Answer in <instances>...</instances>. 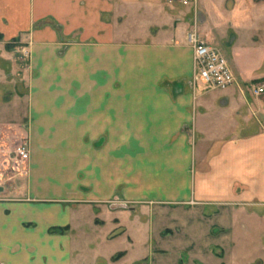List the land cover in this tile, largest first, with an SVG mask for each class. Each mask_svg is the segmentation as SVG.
<instances>
[{
	"label": "crops",
	"instance_id": "1",
	"mask_svg": "<svg viewBox=\"0 0 264 264\" xmlns=\"http://www.w3.org/2000/svg\"><path fill=\"white\" fill-rule=\"evenodd\" d=\"M249 2L13 0L14 17L29 20L0 26V46L21 35L30 57L18 93L0 50V125L24 128L29 169L0 186V263L180 264L188 251L189 264H234L238 231L244 239L256 218L262 242L249 264H264V93H254L264 70L248 65L263 68L257 16L248 28L259 59L232 47L250 6L264 4ZM45 17L60 27H34ZM190 31L226 54L231 85L198 82ZM191 223L203 229L183 237ZM116 238L146 252L126 263L131 248L100 251Z\"/></svg>",
	"mask_w": 264,
	"mask_h": 264
},
{
	"label": "rangeland",
	"instance_id": "2",
	"mask_svg": "<svg viewBox=\"0 0 264 264\" xmlns=\"http://www.w3.org/2000/svg\"><path fill=\"white\" fill-rule=\"evenodd\" d=\"M20 3V6L23 5V1L25 0H18ZM170 2L173 3H179L177 0H169ZM246 1H250V0H246ZM13 2V0H0V26L2 27H17L16 25H22L26 22H28L29 19H25V15L23 13H18L15 10V17H14V9L13 6L14 4H11ZM251 3V2H249ZM260 3V2H259ZM220 3L215 2V5L218 6L217 8H220L219 5ZM258 4V6H254L251 7L250 6V10L249 13L251 14L253 12L255 15H252L249 20L247 21L246 25H239L238 27H243V28H238L237 30H233V34L235 36V40L233 43L232 47H236V48H240V50L244 53L245 51H252V59H259L258 57V53H256V49L252 46H255L257 43H255L253 45L252 39L250 37L251 33H255L253 32V30H251V28L248 27H256L255 24L259 22L260 27H264V4ZM189 6V4L187 5H183L182 8L185 9ZM21 8V7H20ZM247 9H249V6L247 4ZM255 9V10H254ZM241 13V17L245 18V16H247L246 14V7L244 6V8L242 7L241 10L239 11ZM5 15L10 16L11 18L6 17ZM34 10L33 13L31 14L32 18L34 16ZM1 16L3 18V20H1ZM259 18V21L256 19L257 17ZM6 17V18H5ZM225 19V18H224ZM252 19V20H251ZM263 19V20H262ZM46 25H51L53 27H60V25H58L55 21L51 20L49 17H45L42 18L41 20L37 21L35 23L34 27H42V26H46ZM263 25V26H262ZM220 27H229L228 25L225 26H220ZM231 27H234L233 25ZM224 28H221V34L222 35H227L228 32L230 31L229 29L227 30V28L225 29V31L223 30ZM226 32V33H225ZM262 35V33H261ZM22 36L20 35V37H13V38H9L6 39V41L8 42H4L3 46H0V50H5L7 49L9 52V80L15 81V90L18 93H21V91H23L24 85L22 80L24 79V68L27 65V62L29 60L30 57V50L27 47V44H25V42H22L21 40L19 41V38H21ZM1 40V37H0ZM254 50V51H253ZM240 55L241 57H248L250 55V52H248L247 54ZM223 56H226V54H224ZM264 60V59H263ZM255 63V62H254ZM249 65V69H257L259 71L262 72V70H264V61H263V68H260V65H258L257 67L256 64H248ZM262 67V66H261ZM197 75V73H195ZM262 80L261 79H257L255 82L256 83H260ZM264 81V80H263ZM261 84V83H260ZM12 90V89H11ZM12 92V91H11ZM22 108V106H21ZM21 113V112H19ZM11 115L15 116L13 113H10ZM23 114V111H22ZM13 120L15 121H21V119H19V117H12ZM21 118V117H20ZM21 143H25L28 150H29V144H28V138L27 135L24 132V128H22V126L20 125H11V126H2L0 125V186H5L6 188H10L12 185H15L17 182V179L19 180V177H25L27 174V170L29 169V153H28V158L26 160L23 161H19L16 157L15 154V147L18 144ZM1 192V191H0ZM5 194V192L3 193ZM0 194V197H2ZM6 194H8L6 192ZM1 199V198H0ZM88 217V216H86ZM208 220V219H207ZM206 224V223H205ZM208 224V223H207ZM248 227H249V231L246 232L249 235L246 236L244 239L242 237L241 234V230L238 231V235H239V240H235L237 243L235 244V251H234V255H233V263L234 264H249L251 260L258 259L257 256H259L260 254V244L262 242V237L259 236V234L262 232L261 228L259 227V223H258V219H254L251 218L248 223H247ZM88 226H90V223H88ZM110 229H112V225L110 223H108L106 226L103 227L102 231H108ZM187 230L186 232H184L182 235L183 237L187 236L188 238L192 236V234H194L196 236V234L198 233V231H200V229L203 228H199V226L197 225V223H191L188 224L186 226ZM98 229H94L93 231L90 230L89 232L91 234L93 233H97ZM99 232V231H98ZM101 232V231H100ZM243 234H245L243 232ZM141 236H139V239ZM94 237H90L89 243H87V246L90 248H95L97 247L98 243H96V239L94 241ZM85 240H80L79 243L84 246L83 244L85 243ZM92 240V241H91ZM193 241H195V239H192ZM136 243H134L135 245ZM103 247H101V252L105 253V252H109L113 249L115 250H124L125 248H131L129 246V244H127L125 238H116L112 241H109V243L107 244H103ZM97 249V248H96ZM146 245L145 244H140V241L137 242V246L135 248H131V250L129 251V254L127 255V259L126 263H129V260H131L133 257H135L136 255L135 252H146ZM211 249V248H210ZM212 250H209V252H211ZM176 253V252H175ZM175 253H170L171 255L168 256L169 260H175ZM188 251L186 254L183 253V255H181V259H182V263L180 264H189V258L188 256ZM213 253V252H212ZM214 258V260H212V264H215V261L218 262L220 261V259H216Z\"/></svg>",
	"mask_w": 264,
	"mask_h": 264
},
{
	"label": "built area",
	"instance_id": "3",
	"mask_svg": "<svg viewBox=\"0 0 264 264\" xmlns=\"http://www.w3.org/2000/svg\"><path fill=\"white\" fill-rule=\"evenodd\" d=\"M187 5L194 0H177ZM187 41L192 48L193 70L196 78L206 89H223L231 85L234 75L229 67L227 59L214 46L200 39L195 31L187 33ZM254 93H264V83L254 88ZM29 150L25 143L15 147V154L19 161L28 158ZM2 264V263H0Z\"/></svg>",
	"mask_w": 264,
	"mask_h": 264
},
{
	"label": "water",
	"instance_id": "4",
	"mask_svg": "<svg viewBox=\"0 0 264 264\" xmlns=\"http://www.w3.org/2000/svg\"><path fill=\"white\" fill-rule=\"evenodd\" d=\"M2 190V187H0V191Z\"/></svg>",
	"mask_w": 264,
	"mask_h": 264
}]
</instances>
